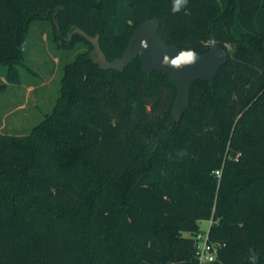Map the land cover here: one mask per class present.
Segmentation results:
<instances>
[{"label": "trees", "instance_id": "1", "mask_svg": "<svg viewBox=\"0 0 264 264\" xmlns=\"http://www.w3.org/2000/svg\"><path fill=\"white\" fill-rule=\"evenodd\" d=\"M0 0V66L19 83L33 23L58 45L84 43L109 61L157 19L169 46L227 63L192 84L177 122L171 76L101 70L89 52L63 70L51 112L27 135L0 133V264H199L211 221L210 264H264V0ZM8 84H1L0 91ZM219 172V174H218ZM188 233L189 236L184 234Z\"/></svg>", "mask_w": 264, "mask_h": 264}, {"label": "rangeland", "instance_id": "2", "mask_svg": "<svg viewBox=\"0 0 264 264\" xmlns=\"http://www.w3.org/2000/svg\"><path fill=\"white\" fill-rule=\"evenodd\" d=\"M55 38L54 25L49 20L32 24L25 44V61L32 72L19 67V83H7L5 69L0 66V85L8 84L7 89L0 91V133L29 134L54 107L64 67L80 53L93 51L84 43L63 46L60 42L59 46ZM210 225V221L200 223L204 238Z\"/></svg>", "mask_w": 264, "mask_h": 264}, {"label": "water", "instance_id": "3", "mask_svg": "<svg viewBox=\"0 0 264 264\" xmlns=\"http://www.w3.org/2000/svg\"><path fill=\"white\" fill-rule=\"evenodd\" d=\"M161 23L157 19L146 21L134 33L127 49L121 57L109 61L100 46V36L91 37L80 28L74 29L70 39L75 34H80L93 47L90 58L101 70H115L123 72L136 59L141 58L144 63V72L151 76L153 72H165L171 76L178 87V96L174 108V116L177 122L181 121L185 111L190 104L192 84L203 80L214 87L215 78L220 69L227 63V55L219 42L212 40L210 49L203 54L192 49H180L169 46L159 35ZM186 50H192L195 58L192 62L183 63L180 67L171 66L170 61ZM167 58L168 62H165ZM254 262L259 263V256L254 249H251Z\"/></svg>", "mask_w": 264, "mask_h": 264}, {"label": "built area", "instance_id": "4", "mask_svg": "<svg viewBox=\"0 0 264 264\" xmlns=\"http://www.w3.org/2000/svg\"><path fill=\"white\" fill-rule=\"evenodd\" d=\"M210 223L212 224L211 221ZM216 254H217L216 247L214 245L209 244L208 242V233H207L206 238L199 235L197 237V251H196L199 264L212 263L216 258Z\"/></svg>", "mask_w": 264, "mask_h": 264}, {"label": "clouds", "instance_id": "5", "mask_svg": "<svg viewBox=\"0 0 264 264\" xmlns=\"http://www.w3.org/2000/svg\"><path fill=\"white\" fill-rule=\"evenodd\" d=\"M188 0H173L172 12H179L186 4ZM195 53L192 50L182 51L177 58L170 61L171 66L180 67L183 63H190L194 60ZM165 62H168L165 58Z\"/></svg>", "mask_w": 264, "mask_h": 264}]
</instances>
